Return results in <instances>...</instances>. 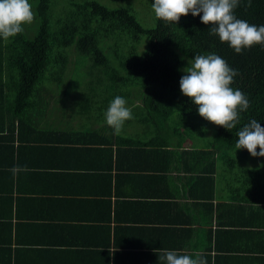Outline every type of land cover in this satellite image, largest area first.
Returning a JSON list of instances; mask_svg holds the SVG:
<instances>
[{
  "label": "crops",
  "instance_id": "1",
  "mask_svg": "<svg viewBox=\"0 0 264 264\" xmlns=\"http://www.w3.org/2000/svg\"><path fill=\"white\" fill-rule=\"evenodd\" d=\"M56 108L0 138V264H264V161L223 163L187 126L115 135Z\"/></svg>",
  "mask_w": 264,
  "mask_h": 264
},
{
  "label": "trees",
  "instance_id": "2",
  "mask_svg": "<svg viewBox=\"0 0 264 264\" xmlns=\"http://www.w3.org/2000/svg\"><path fill=\"white\" fill-rule=\"evenodd\" d=\"M134 1L138 0H29L33 21L23 25L22 33L0 38V138L6 137V130L33 126L48 112L51 101L52 111L59 106L65 113L61 120L67 121L71 111L56 103V88L65 83L79 89L77 113L94 108L104 118L110 101L121 96L132 111L131 125L162 131L171 127L177 133L186 126L190 130L184 120L193 116L205 124L200 132L204 137L211 122L182 94L179 81L188 61L211 53L236 71L230 86L249 101L248 109L239 112L235 128L216 125L217 139L212 144L219 157L221 145L236 149L238 131L251 120L264 127V45L237 54L227 42L210 35L212 25L201 21L202 13L182 15L177 24L158 20L154 14L153 23L148 24ZM234 15L251 25H264V0H240ZM78 56L90 60L84 87L73 77L81 71L75 61ZM95 74L100 76L99 84ZM238 150L250 156L246 149Z\"/></svg>",
  "mask_w": 264,
  "mask_h": 264
},
{
  "label": "clouds",
  "instance_id": "3",
  "mask_svg": "<svg viewBox=\"0 0 264 264\" xmlns=\"http://www.w3.org/2000/svg\"><path fill=\"white\" fill-rule=\"evenodd\" d=\"M250 2V0H249ZM240 0H154L152 10L158 20L177 22L182 15H200L201 21L210 27V35L227 42L237 54L253 45H264V25H251L238 19L234 9ZM34 19L29 0H0V38L8 40L23 32V25ZM186 73L179 81L183 95L197 106L198 114L205 120L232 130L239 123V112L249 107V101L242 91L230 85L236 71L215 53L196 55L183 69ZM106 124L119 135L125 121L133 118L126 100L116 96L104 112ZM236 149H246L251 156L264 157V127L253 119L237 133ZM259 147V151L257 148ZM19 165L10 169L13 175L25 171ZM165 264H207L197 254L195 257L164 250L158 256Z\"/></svg>",
  "mask_w": 264,
  "mask_h": 264
},
{
  "label": "rangeland",
  "instance_id": "4",
  "mask_svg": "<svg viewBox=\"0 0 264 264\" xmlns=\"http://www.w3.org/2000/svg\"><path fill=\"white\" fill-rule=\"evenodd\" d=\"M108 2H113L115 3V0H107ZM154 2V0H138V1H134V3L136 4V7L138 9H141L140 13H138L139 15L141 14V17L143 18V20L145 22H147L148 24H152L153 23V16H154V12L152 10V3ZM33 8V7H32ZM75 59V58H74ZM78 60L77 64V68L81 69L80 72H76L73 74V77L78 79V81H80V86L84 87L86 84L84 81H82L84 79L85 76H89V63L88 60L89 58L84 57V56H78V59L76 58L75 61ZM90 61V60H89ZM74 65V64H73ZM97 76L96 78V83L99 84V80H100V76L98 74H95ZM94 82V83H95ZM66 85H62V87L60 88H56L57 89V93H58V101L56 103H60L61 108L66 105L65 110L66 111H71L72 112H77V110H79L76 107V103L78 102V99L80 96L79 93H77L76 91L79 89H74V86L71 84L70 86L68 85V83H65ZM88 85V84H87ZM72 86V87H71ZM80 86L78 88H80ZM53 106L54 103L51 101L50 102V106ZM59 107V106H58ZM92 108V107H91ZM57 109V108H56ZM63 111V110H61ZM80 116H85V113H87V111H80ZM93 115L96 114V110H94V108H92ZM184 123H187L188 126L190 127V132L193 135H196L198 133L201 132V130L203 129L202 127L205 125L202 121H198L196 119V117L193 116H188L185 118ZM217 126L213 123H211L209 125V128L206 131V136L204 137L205 139V143L207 142L208 144H212L216 139H217ZM222 142V141H221ZM226 147V146H225ZM224 147V145H221L220 148H222V152L223 155L222 157H220V161L221 162H232L233 160H238L239 161V166L241 168H243L244 166H247L248 164V160L251 159H256L259 158L262 161H264V157L262 156H257V157H253V156H247L245 157V155L243 156V154L238 150V149H233V148H228L226 149Z\"/></svg>",
  "mask_w": 264,
  "mask_h": 264
}]
</instances>
